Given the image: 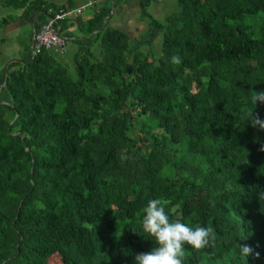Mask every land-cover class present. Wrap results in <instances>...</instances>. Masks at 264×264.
Segmentation results:
<instances>
[{
    "label": "trees",
    "instance_id": "trees-1",
    "mask_svg": "<svg viewBox=\"0 0 264 264\" xmlns=\"http://www.w3.org/2000/svg\"><path fill=\"white\" fill-rule=\"evenodd\" d=\"M148 1L138 20L159 34L157 54L108 23L115 2L104 0L79 25L96 46L66 63L67 44L29 47L60 6L0 0L18 11L0 27L32 24L0 66V264H136L155 247L142 228L152 199L215 231L214 246H186L184 264H264V131L246 119L264 120L250 101L264 91V0H176L161 20Z\"/></svg>",
    "mask_w": 264,
    "mask_h": 264
},
{
    "label": "clouds",
    "instance_id": "clouds-1",
    "mask_svg": "<svg viewBox=\"0 0 264 264\" xmlns=\"http://www.w3.org/2000/svg\"><path fill=\"white\" fill-rule=\"evenodd\" d=\"M171 63L179 65L180 57L173 56ZM250 101L255 106L257 102L264 103V91H253ZM246 119L253 128L264 131V120H261L258 114L254 116L250 111L246 114ZM260 151H264V145L261 146ZM259 198L264 201V193H261ZM143 212V231L152 237L155 247L147 253L137 254L136 264H184L186 246L194 251H202L215 244L216 234L213 227L200 225L190 227L180 220H172L165 210V203L160 199L149 200ZM251 253L252 249L249 246H239V254L242 258Z\"/></svg>",
    "mask_w": 264,
    "mask_h": 264
},
{
    "label": "rangeland",
    "instance_id": "rangeland-1",
    "mask_svg": "<svg viewBox=\"0 0 264 264\" xmlns=\"http://www.w3.org/2000/svg\"><path fill=\"white\" fill-rule=\"evenodd\" d=\"M61 3H60V8L63 7V4L66 3V6L67 7H63L62 9H69V8H72L74 7L75 5H82L83 2H85V0H60ZM115 2L119 1V0H114ZM124 0H121L120 1V4H123ZM145 1V0H144ZM80 2V3H79ZM52 3H56L55 1H53ZM79 3V4H77ZM139 7V5H137ZM176 8V0H149L147 5H146V10L149 11L150 15L155 18V19H158V20H161L162 16L163 15H166L168 13H170L172 10H174ZM17 9H15L14 7H11V6H1L0 5V17L3 16V15H10L11 13L14 14V13H17L16 12ZM57 10H54L53 12H55ZM84 10H82L83 12ZM52 12V13H53ZM82 12L78 13L81 15V18L82 17ZM132 12H133V9H132ZM82 13V14H81ZM70 18H63L60 23L62 25V27L65 26V24H68V20ZM83 19H80V20H76V22L78 23L77 26L80 25V22L82 21ZM137 20H138V17H137ZM148 22L147 18H141V20H138V22H136V24L131 28V31L133 34H136V33H139L141 32V37L143 39H146L149 37V43L146 45H143V48H151V50L157 54L158 53V43H159V34L157 33L156 29L153 27L152 29L150 28H147V25H146V22ZM16 19H13V20H10L8 21L7 23H5V25L3 27H0V36H2V31H3V28H4V33L3 34L5 40L0 44V61H2V59L4 58V55L7 54L9 56H12V55H15L13 52H14V48L15 46L17 45H20L21 42L19 41V39L22 41L26 36L27 33H25V30L26 28H19L21 30H19L18 32H14V30H16V28H14V26L16 25ZM59 22V21H58ZM9 28V29H8ZM141 28V29H139ZM11 31H13V34L10 33ZM10 33V34H9ZM64 34V33H63ZM82 34V33H80ZM140 34V33H139ZM64 35H67L66 38L70 37L71 35L69 34H64ZM82 37V36H80ZM80 37H76V38H73L71 39L73 41V44L76 45V44H84L86 46H92V47H95L96 44L94 43V40L93 38L89 35H85V40L84 41H81V40H78L77 38H80ZM70 40V39H69ZM67 40V42L69 41ZM66 42V44H67ZM132 43H135V40L133 39L131 41ZM69 46V44H68ZM23 48V47H22ZM72 47H69L67 49V54L65 55V58L67 57V55H71L73 52L72 50H70ZM6 56V55H5ZM19 54L15 55V58H18ZM9 59H12L10 57H7L4 62H8ZM70 69H72V67H70ZM72 71V70H71ZM73 77V74L71 75ZM0 95L3 94H6L4 95V97L7 99L8 95L7 93L5 92V90L1 89L0 90ZM197 203H200V202H197ZM189 205L186 203L184 204V207H183V210L184 211H187L189 209L188 207Z\"/></svg>",
    "mask_w": 264,
    "mask_h": 264
},
{
    "label": "crops",
    "instance_id": "crops-1",
    "mask_svg": "<svg viewBox=\"0 0 264 264\" xmlns=\"http://www.w3.org/2000/svg\"><path fill=\"white\" fill-rule=\"evenodd\" d=\"M47 2H53L55 1V5L57 6H60V3L61 1L60 0H45ZM104 0H99L97 2L98 5L102 4ZM120 1H117L115 2V6L112 7L111 11L109 12L108 16H109V19H108V23L109 24H112V25H115V26H118L120 28H122L123 30H125L126 32H128L130 38H134V36H136V34H133L132 31H131V28L136 24V22H138L137 20V17H138V9L139 7L137 5H139V0H124L122 3L123 4H120ZM80 3V2H79ZM77 3V4H79ZM54 4V3H53ZM93 9H94V6L91 5V6H88V7H85L84 8V11L81 13L82 14V17L81 18V15L80 14H77V15H74L72 17H70V19L67 21L68 24H65V26L60 30V26H59V30H60V33L62 35L64 34H70L71 36L66 38L67 40H69L67 42V49L69 47H72L70 50H72V52L76 49L77 45H74L73 44V41L71 39L73 38H76V37H84V35L80 34V30H79V26H77V22L76 20H80V19H84V18H87L90 16L91 12H93ZM132 9H133V12H132ZM18 12V11H16ZM16 25L14 26V28H16V30H14V32H18L19 30H21L24 26V28H27L29 25H32L31 24V19L29 18H25V19H16ZM61 21V20H59ZM21 28V29H19ZM9 29V28H8ZM140 29V28H139ZM10 33L13 34V31H11ZM9 33V34H10ZM64 33V34H63ZM3 34L4 33V28H3V31H2V36H4ZM65 37L67 35H64ZM31 38H32V35H31ZM31 38H30V43H29V47H31ZM69 44V46H68ZM91 48L94 49V47L91 46ZM32 49V48H31ZM67 49L65 48L64 50V54H67ZM20 50H21V46L20 45H17L15 46L14 48V54L17 55L20 53ZM6 55V56H5ZM4 55V58L2 59V61H0V66H6L11 62V61H14L16 58H15V55H12V56H9L7 54ZM70 56L71 55H67L66 57V63H70ZM7 57H10L12 59H9L8 62H4V60L7 58Z\"/></svg>",
    "mask_w": 264,
    "mask_h": 264
},
{
    "label": "built area",
    "instance_id": "built-area-1",
    "mask_svg": "<svg viewBox=\"0 0 264 264\" xmlns=\"http://www.w3.org/2000/svg\"><path fill=\"white\" fill-rule=\"evenodd\" d=\"M98 0H85L82 5H75L72 8H59L57 11L50 13L41 23L39 28L34 32L32 54L39 50H50L51 48L60 52L66 44V37L60 33L58 23L63 18H70L82 12L86 6H91L97 3Z\"/></svg>",
    "mask_w": 264,
    "mask_h": 264
},
{
    "label": "water",
    "instance_id": "water-1",
    "mask_svg": "<svg viewBox=\"0 0 264 264\" xmlns=\"http://www.w3.org/2000/svg\"><path fill=\"white\" fill-rule=\"evenodd\" d=\"M113 7V6H112ZM112 7H111V9H112ZM111 11V10H110ZM108 14H109V12H108ZM105 18H106V16H104L103 17V19H102V21H103V24L102 25H105ZM33 35H34V29H33V27H32V38H31V43L33 44V41H34V38H33Z\"/></svg>",
    "mask_w": 264,
    "mask_h": 264
},
{
    "label": "bare ground",
    "instance_id": "bare-ground-1",
    "mask_svg": "<svg viewBox=\"0 0 264 264\" xmlns=\"http://www.w3.org/2000/svg\"><path fill=\"white\" fill-rule=\"evenodd\" d=\"M86 7H87V6H86ZM31 48H32V46H31ZM33 54H34V53H33ZM33 54H32V55H33Z\"/></svg>",
    "mask_w": 264,
    "mask_h": 264
}]
</instances>
